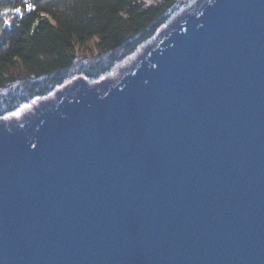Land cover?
Instances as JSON below:
<instances>
[{
    "label": "water",
    "instance_id": "obj_1",
    "mask_svg": "<svg viewBox=\"0 0 264 264\" xmlns=\"http://www.w3.org/2000/svg\"><path fill=\"white\" fill-rule=\"evenodd\" d=\"M166 29L103 87L0 117V264H264V0Z\"/></svg>",
    "mask_w": 264,
    "mask_h": 264
},
{
    "label": "trees",
    "instance_id": "obj_2",
    "mask_svg": "<svg viewBox=\"0 0 264 264\" xmlns=\"http://www.w3.org/2000/svg\"><path fill=\"white\" fill-rule=\"evenodd\" d=\"M181 1L28 0L35 7L16 13L23 0H0V117L74 75L105 76L152 39ZM92 41L98 52L79 58Z\"/></svg>",
    "mask_w": 264,
    "mask_h": 264
},
{
    "label": "rangeland",
    "instance_id": "obj_3",
    "mask_svg": "<svg viewBox=\"0 0 264 264\" xmlns=\"http://www.w3.org/2000/svg\"><path fill=\"white\" fill-rule=\"evenodd\" d=\"M145 1H147L148 3H151L154 1H158V0H145ZM182 1L177 11L171 16L170 20L164 25L163 28L160 29V31L152 39H150L149 41L141 45L138 48V50L134 52L133 54H131L129 57H127L121 62H118L116 66L110 72H108L105 76L99 79L91 80L86 77L79 76L80 74L74 75L72 76V78H69L64 84L58 86L50 94L43 96V97H36L35 99L29 101L28 103L21 104L17 110L3 116L4 120L21 119L34 112H37L45 108L47 105L53 102L56 98H58L64 92L70 90L71 88L77 86L78 84H81L82 81H85L90 85H96L98 87H103L105 84L110 82L116 76H118L123 71H125L130 66H132L134 63H136L138 60H140L145 54H147L151 50V48L155 47L162 40L164 34L168 31L166 28L169 27V25L173 21L181 17L186 11H190L197 4L199 0H186V1L182 0ZM97 52L98 50L96 49L94 45V41H92L86 48L84 47L80 48V50L78 51V54H79V58L80 57L85 58V56L93 55V54H96ZM44 100H47V101L43 102Z\"/></svg>",
    "mask_w": 264,
    "mask_h": 264
},
{
    "label": "snow or ice",
    "instance_id": "obj_4",
    "mask_svg": "<svg viewBox=\"0 0 264 264\" xmlns=\"http://www.w3.org/2000/svg\"><path fill=\"white\" fill-rule=\"evenodd\" d=\"M35 7L34 4L28 2V0H23V3L20 6H16L14 8H12V11L16 12V13H21L22 8L27 10V11H31L33 8ZM5 12L8 11V9H4ZM4 25H8L10 23V21L8 19H4L3 21Z\"/></svg>",
    "mask_w": 264,
    "mask_h": 264
},
{
    "label": "bare ground",
    "instance_id": "obj_5",
    "mask_svg": "<svg viewBox=\"0 0 264 264\" xmlns=\"http://www.w3.org/2000/svg\"><path fill=\"white\" fill-rule=\"evenodd\" d=\"M100 83V82H99ZM102 83V82H101ZM45 101H47V100H44L43 102H45Z\"/></svg>",
    "mask_w": 264,
    "mask_h": 264
}]
</instances>
